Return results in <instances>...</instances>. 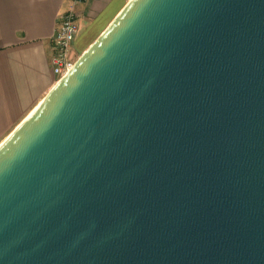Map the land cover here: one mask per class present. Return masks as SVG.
<instances>
[{"label":"water","instance_id":"obj_1","mask_svg":"<svg viewBox=\"0 0 264 264\" xmlns=\"http://www.w3.org/2000/svg\"><path fill=\"white\" fill-rule=\"evenodd\" d=\"M0 144V264H264V0H128Z\"/></svg>","mask_w":264,"mask_h":264},{"label":"crops","instance_id":"obj_2","mask_svg":"<svg viewBox=\"0 0 264 264\" xmlns=\"http://www.w3.org/2000/svg\"><path fill=\"white\" fill-rule=\"evenodd\" d=\"M127 0L75 5L81 37L99 34ZM69 0H0V142L56 83L52 39Z\"/></svg>","mask_w":264,"mask_h":264},{"label":"built area","instance_id":"obj_3","mask_svg":"<svg viewBox=\"0 0 264 264\" xmlns=\"http://www.w3.org/2000/svg\"><path fill=\"white\" fill-rule=\"evenodd\" d=\"M84 0H69V7L59 16L58 24L52 39V71L56 82L74 63L73 43L78 32L75 5Z\"/></svg>","mask_w":264,"mask_h":264},{"label":"rangeland","instance_id":"obj_4","mask_svg":"<svg viewBox=\"0 0 264 264\" xmlns=\"http://www.w3.org/2000/svg\"><path fill=\"white\" fill-rule=\"evenodd\" d=\"M98 32H94L93 35H88V37H81L75 48L74 61L80 56V54L88 47V45L98 36ZM100 34V33H99Z\"/></svg>","mask_w":264,"mask_h":264},{"label":"bare ground","instance_id":"obj_5","mask_svg":"<svg viewBox=\"0 0 264 264\" xmlns=\"http://www.w3.org/2000/svg\"><path fill=\"white\" fill-rule=\"evenodd\" d=\"M127 1H128V0H127ZM37 106H38V104H37L34 108H32V109L28 112V114H27V115H26L21 121H23V120H24V119H25V118H26V117H27V116H28V115H29V114H30V113H31V112L37 107ZM21 121H20V122H21ZM6 137H7V136H6ZM6 137H5V138H6ZM2 141H3V140H2ZM2 141H1V142H2ZM1 142H0V144H1Z\"/></svg>","mask_w":264,"mask_h":264}]
</instances>
